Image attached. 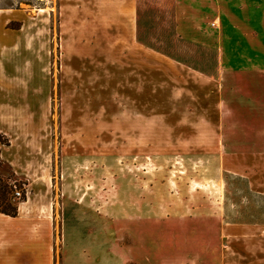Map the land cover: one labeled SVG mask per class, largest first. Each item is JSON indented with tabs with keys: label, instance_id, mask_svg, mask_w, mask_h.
<instances>
[{
	"label": "rangeland",
	"instance_id": "374dc122",
	"mask_svg": "<svg viewBox=\"0 0 264 264\" xmlns=\"http://www.w3.org/2000/svg\"><path fill=\"white\" fill-rule=\"evenodd\" d=\"M115 19L110 0H0V176L19 204L0 264H264V148L224 147L221 69L197 57L217 54L173 34L145 50Z\"/></svg>",
	"mask_w": 264,
	"mask_h": 264
},
{
	"label": "crops",
	"instance_id": "0c3cea01",
	"mask_svg": "<svg viewBox=\"0 0 264 264\" xmlns=\"http://www.w3.org/2000/svg\"><path fill=\"white\" fill-rule=\"evenodd\" d=\"M110 1L114 33L141 36L145 50L150 44L144 37L157 35L164 42L173 34L190 43V52L216 53L215 62L196 55L201 67L221 69L218 124L224 147L264 148V0H157L152 10L151 0Z\"/></svg>",
	"mask_w": 264,
	"mask_h": 264
},
{
	"label": "trees",
	"instance_id": "16d2710c",
	"mask_svg": "<svg viewBox=\"0 0 264 264\" xmlns=\"http://www.w3.org/2000/svg\"><path fill=\"white\" fill-rule=\"evenodd\" d=\"M23 188V187H22ZM15 190L9 182L0 176V212L10 216H17L19 204L15 199ZM21 200L26 199V191L23 189Z\"/></svg>",
	"mask_w": 264,
	"mask_h": 264
}]
</instances>
